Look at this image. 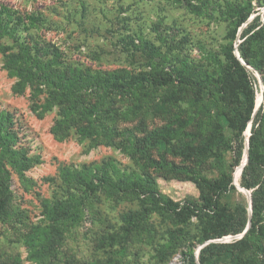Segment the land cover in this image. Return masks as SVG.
<instances>
[{
    "label": "rangeland",
    "instance_id": "rangeland-1",
    "mask_svg": "<svg viewBox=\"0 0 264 264\" xmlns=\"http://www.w3.org/2000/svg\"><path fill=\"white\" fill-rule=\"evenodd\" d=\"M263 14L264 0H0V264H183L210 241L205 264H264V224L228 233L248 218L234 167L264 110L236 54L264 68L240 38ZM258 146L264 166V127Z\"/></svg>",
    "mask_w": 264,
    "mask_h": 264
},
{
    "label": "trees",
    "instance_id": "trees-1",
    "mask_svg": "<svg viewBox=\"0 0 264 264\" xmlns=\"http://www.w3.org/2000/svg\"><path fill=\"white\" fill-rule=\"evenodd\" d=\"M240 38H244V40L254 41L256 45L263 51L264 53V14L263 19L261 20L259 15H256L251 18L243 28ZM240 56L242 60L249 64L253 69H255L261 76L263 85H264V68H262L258 63L251 61L247 56L244 55L243 51H240ZM236 65L243 71L244 74L250 76V79L256 83V79L251 72L244 66L241 65L237 60L234 59ZM263 99H264V91H263ZM251 124V123H250ZM104 125V124H103ZM248 125V124H247ZM264 127V110L262 106L258 107L255 112L254 119L252 121V125L250 126V136H249V148H248V159L247 163L242 167L240 174L238 175L240 164H241V153L239 152L236 160V166L234 167L235 173L238 176L239 185L243 188L249 190L250 198H251V217H250V226L248 230L243 234L241 240H247L250 236H252L257 230L262 227L264 224V220H262L261 224L260 218L264 217V166L257 161V148L258 146V136L260 130ZM240 149L244 147L243 138L240 137L239 140ZM241 158V159H240ZM243 160V159H242ZM240 187V186H239ZM245 209L242 213L238 214L237 224L231 229L228 233L231 234H240L244 230L248 218L245 214ZM217 234L216 237H220L221 235L226 234ZM204 240L208 239L207 237L203 238ZM240 240V241H241ZM223 247V244H219L213 241L208 242L207 244L201 246L198 251L196 262L195 253L188 252L185 255L183 260V264H205V261L210 255L218 253L220 249Z\"/></svg>",
    "mask_w": 264,
    "mask_h": 264
},
{
    "label": "water",
    "instance_id": "water-1",
    "mask_svg": "<svg viewBox=\"0 0 264 264\" xmlns=\"http://www.w3.org/2000/svg\"><path fill=\"white\" fill-rule=\"evenodd\" d=\"M252 18V17H251ZM237 58L239 59V61L242 63V64H245V62L242 60V58L239 57L238 54H236ZM249 67V66H248ZM263 98V95L261 94V99ZM260 102L259 103H256V108H255V111L258 109L257 107L259 106ZM250 122L248 124V129H249V132H248V135L250 133ZM245 150H246V158H245V161L242 163V167L247 163V159H248V139L245 138ZM238 190L240 189L241 191H243L244 194H246L247 198H248V203H249V208H248V221H247V224L244 228V230L242 231V233H240L238 236L239 237H242L243 234L248 230L249 226H250V217H251V198H250V193L249 191H247L245 188H243L242 186L240 185H234ZM240 186V187H239ZM208 242H206L205 244H207ZM203 244V245H205ZM202 245V246H203ZM201 247V246H200ZM199 247V248H200ZM199 248L198 250L195 252V258H196V262L198 263V260H197V256H198V251H199Z\"/></svg>",
    "mask_w": 264,
    "mask_h": 264
},
{
    "label": "bare ground",
    "instance_id": "bare-ground-1",
    "mask_svg": "<svg viewBox=\"0 0 264 264\" xmlns=\"http://www.w3.org/2000/svg\"><path fill=\"white\" fill-rule=\"evenodd\" d=\"M248 131H249V129H248V127H247V128H246V131H245V135H246V137L248 136ZM245 158H246V156L243 157V160H242V162H241V164H240V168H239L238 175H239L240 172H241V169H242V163L245 161Z\"/></svg>",
    "mask_w": 264,
    "mask_h": 264
}]
</instances>
